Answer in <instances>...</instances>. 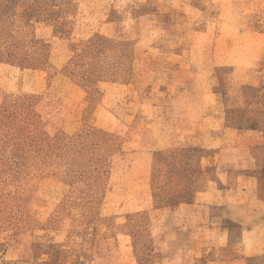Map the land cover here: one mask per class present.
I'll use <instances>...</instances> for the list:
<instances>
[{
  "label": "rangeland",
  "instance_id": "374dc122",
  "mask_svg": "<svg viewBox=\"0 0 264 264\" xmlns=\"http://www.w3.org/2000/svg\"><path fill=\"white\" fill-rule=\"evenodd\" d=\"M256 37L264 0H0V264H182L161 231L217 151L162 148L201 111L166 78V54L211 42L225 53L233 39L225 64L190 62L211 66L206 86L226 89L220 99L248 102L239 127L264 129V111L249 107L264 99ZM174 103L191 123L165 125Z\"/></svg>",
  "mask_w": 264,
  "mask_h": 264
},
{
  "label": "crops",
  "instance_id": "0c3cea01",
  "mask_svg": "<svg viewBox=\"0 0 264 264\" xmlns=\"http://www.w3.org/2000/svg\"><path fill=\"white\" fill-rule=\"evenodd\" d=\"M256 38L260 40L256 41L258 46L264 44L263 38ZM211 43H208L207 53L166 54L165 68L169 67L167 71L174 75L167 76L165 73L166 78L172 82L171 85L187 92L191 104L197 103L201 111L195 130L175 132V137L166 139L168 144L164 142L162 148L174 140L178 144L214 148L217 154L207 176L195 182L190 200L174 204L169 224L161 231L160 243L167 247L172 243L173 251L179 254L182 264H244L248 256L264 253V129L254 119L251 122L256 124L255 127H239L243 121L250 122L244 119L248 102L235 103L230 99L228 103L220 99L218 93L222 96L226 94V89L222 87L221 93L206 86L205 78L210 77L211 66L200 69L205 65L199 67L196 62H190L204 58L212 60V64H216L217 59L223 61L220 64H225V60H231V51L236 43L233 39L223 43L228 45L223 46L225 53H217L212 48L214 43ZM246 55L244 50L239 51L233 60H246ZM248 58L251 59L250 56ZM254 58L262 60L264 65L263 51L258 55L256 51ZM230 64L234 65L231 70L238 72L236 63ZM178 73L181 74L179 78L176 77ZM263 73L260 71L261 75ZM158 89H161L160 94L166 101L168 89L161 86ZM256 98L249 107L264 111L262 95ZM171 107L175 110L164 116L166 126L169 123L178 127L191 123L185 106L174 103ZM230 130L234 133H226ZM244 130L256 137L254 141L243 144L233 142L237 132L240 134ZM170 235L171 240L167 239Z\"/></svg>",
  "mask_w": 264,
  "mask_h": 264
}]
</instances>
